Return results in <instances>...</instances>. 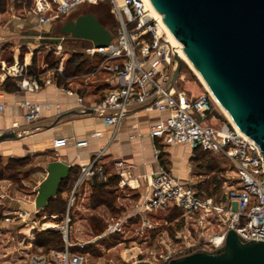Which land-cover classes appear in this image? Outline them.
I'll return each instance as SVG.
<instances>
[{
    "label": "built area",
    "instance_id": "obj_1",
    "mask_svg": "<svg viewBox=\"0 0 264 264\" xmlns=\"http://www.w3.org/2000/svg\"><path fill=\"white\" fill-rule=\"evenodd\" d=\"M26 1V0H24ZM29 11L39 22L51 23L71 9L90 2L108 3L115 17L117 28L113 40L106 46L92 41L83 51L100 57L97 71L108 74L106 92L93 103L81 94L77 102L81 109L99 111L103 122L112 128V136L88 160L79 164L76 178L69 190L65 222L70 221L71 210L78 208L79 193L91 179L106 181L110 175L105 156L109 142L116 136L119 126L134 105L147 111L166 112L151 126L150 135L164 145L184 144L195 149L224 157L235 173L234 182L221 200L205 195L195 183L184 182L166 167L145 175L148 190L132 206L134 214L121 221L110 222L109 231L121 229L125 220L139 216L135 235L144 236L147 245L140 248L132 264H168L172 258L197 250L215 251L226 242L227 233L234 229L243 240L264 241V153L259 145L230 120L216 118L213 94L206 88L194 94L180 83L185 80L179 73L172 81V61L179 53L175 43L163 28L161 19L145 0H30ZM3 0H0V12ZM75 38V37H73ZM64 36L62 37V40ZM81 38H75V40ZM87 40V39H84ZM89 41V40H88ZM55 52H61L60 44ZM64 58V57H63ZM59 70L62 66L58 67ZM6 77L19 79L21 87L36 91L42 84L54 83L55 76L43 78L24 74V65L18 60L5 65ZM96 72H93V75ZM62 90L74 93L64 84ZM24 120L31 122L41 116L42 107L37 101L25 100ZM4 104H0V110ZM97 133H94L96 135ZM67 143L66 138L54 141L56 146ZM89 140L76 142L88 145ZM157 154L161 152L156 149ZM115 173L121 176L119 186L136 189L126 176L129 163L117 159L112 162ZM177 211L183 227L168 233L166 226L172 221L155 218L152 214ZM22 215V213H20ZM9 220V216L5 217ZM113 227V228H111ZM64 245L40 254H28L20 264H86V246L93 241L70 240L68 227H62Z\"/></svg>",
    "mask_w": 264,
    "mask_h": 264
},
{
    "label": "crops",
    "instance_id": "obj_2",
    "mask_svg": "<svg viewBox=\"0 0 264 264\" xmlns=\"http://www.w3.org/2000/svg\"><path fill=\"white\" fill-rule=\"evenodd\" d=\"M30 3L31 1L27 3V0H3L0 12V47L6 43L4 41H8L9 36L10 39H16L20 35L18 38L20 42L32 44L42 42L44 38L40 37L42 32H52L62 19L66 21L68 17L69 12L51 23L41 24L38 18L29 11ZM101 77L99 80L101 82L96 84L98 81H92V84L88 86L78 85L76 82L66 84L56 77L54 83L42 84L39 90L31 91L21 87L18 78L6 77L1 72L0 104H4V109L0 110V132L13 130L17 138L0 141V162L21 160L29 154L34 155L36 170L32 172V175L36 178L35 188H37L47 175V163L54 159L62 160L71 165L70 190L77 176L79 164L91 158L101 146L107 144L112 136V128L103 122L99 111L93 108L81 109L77 102L78 94L93 103L106 92L109 76L104 73ZM10 80L13 82L11 83ZM39 80L43 82V78ZM61 84L72 89L74 93L62 90L59 87ZM25 100L37 101L41 104V116L37 120L31 122L24 120L25 108L22 103ZM88 109L93 111L87 112ZM165 115L166 112L147 111L141 106L134 105L122 121L116 136L107 146L105 156L110 173L107 180L117 178V183L112 185L116 191L132 190V195L134 194L137 200L142 199L148 190V179L145 175L156 172L161 166L166 167L182 181L195 183V165L199 160L195 156L204 150L184 144L164 145L150 135L151 126ZM94 133L97 134L94 135ZM58 138H66L67 143L56 146L54 141ZM84 139L89 140L88 145L78 146L76 144ZM157 148L161 149L158 154ZM117 159L129 163V173L126 179L130 183L133 182L131 183L133 185L139 184L138 188L119 186L121 176L115 173L112 166V162ZM0 181H2L1 178ZM94 181L91 179L80 190L79 209L77 210L84 208L83 203L87 194L93 193ZM2 197H5V194L0 192V199ZM10 200L13 207L22 210L24 219L29 217L33 223H37V220L41 222L36 217L39 210L36 209L33 201H25L18 196L11 197ZM45 222H41L42 225Z\"/></svg>",
    "mask_w": 264,
    "mask_h": 264
},
{
    "label": "rangeland",
    "instance_id": "obj_3",
    "mask_svg": "<svg viewBox=\"0 0 264 264\" xmlns=\"http://www.w3.org/2000/svg\"><path fill=\"white\" fill-rule=\"evenodd\" d=\"M29 2L30 0H27V3ZM92 6L90 2L84 3L81 5L80 11H88L93 8ZM96 10L100 13V20L114 34L117 23L109 4L101 3ZM64 21L62 19L58 24L61 25ZM50 35L53 37L64 36L60 43L61 52H55L56 44L54 43L35 42L32 44L20 42L18 40L20 35L16 39H10L9 36L8 41H4L6 43L0 47V73L5 65H10L17 59L20 64L24 65V74L29 77L35 76L41 79L55 76L66 84L76 82L83 86L92 84V81H98L96 84L101 82L99 80L104 73L97 71L100 57L90 56L83 51L86 46L90 45V41L75 40L71 35L61 33L57 26L53 28ZM33 58H35L34 62ZM180 60V73L185 78L180 85L196 93L205 91L206 86L199 79L196 71L185 59L180 58ZM60 66H62L61 70L58 68ZM93 72H96L95 75H92ZM10 82L13 81L10 80ZM215 106L216 118L229 121L230 119L221 111L218 104L215 103ZM197 155L199 160L196 161L194 177L197 188L205 195L221 200L234 182L233 169L228 161L220 155L208 151H200ZM34 157L29 154L21 160L0 162V178L2 179L0 192L5 194V197L0 199V214L8 215L10 218L9 220L0 219V264H20L28 254H40L61 246L58 236L52 235V240L46 239L45 235L41 233L44 230L42 223L38 220L37 223H33L29 217L24 219V216L20 215L22 210L13 207L10 200L11 197L18 196L25 201L34 202L36 196V192H34L36 178L32 175V172L36 170ZM69 187V182L63 184L59 198L54 201L55 211L44 213L46 216L50 215L51 218L63 217L61 222L48 220L47 222L56 224V228H48L62 230L61 226L68 227L71 241L93 239L85 248L87 251L86 264H132L133 261H136V254L140 248L144 249L147 245L144 236L135 235L141 221L139 216H132L125 220L121 229L114 233L109 231L108 226L110 222L121 221L134 214L132 206L137 198L134 194L132 195V190L116 191L114 187H109L114 192L104 195L105 203L100 204H95L93 194L89 195L90 193H88L83 203L84 208L81 210L72 209L67 225L65 215ZM62 198L66 202V206L59 209L58 204ZM177 215V211L168 213L158 211L156 214H152V217L166 218L172 221L166 226V229L168 233L173 234L175 230L183 227L181 217L175 220L178 218ZM94 217L100 221V226H94Z\"/></svg>",
    "mask_w": 264,
    "mask_h": 264
},
{
    "label": "water",
    "instance_id": "obj_4",
    "mask_svg": "<svg viewBox=\"0 0 264 264\" xmlns=\"http://www.w3.org/2000/svg\"><path fill=\"white\" fill-rule=\"evenodd\" d=\"M151 2L207 86L264 153V0ZM60 32L97 46H106L114 38L112 30L92 12L66 22ZM41 34L42 42H62V37H53L50 31ZM172 65L174 81L181 70L178 55ZM7 138H17L16 132H0V141ZM46 170V177L36 188L34 204L38 210L57 195L71 165L54 159ZM168 264H264V241L243 240L230 229L221 248L197 250L172 258Z\"/></svg>",
    "mask_w": 264,
    "mask_h": 264
},
{
    "label": "trees",
    "instance_id": "obj_5",
    "mask_svg": "<svg viewBox=\"0 0 264 264\" xmlns=\"http://www.w3.org/2000/svg\"><path fill=\"white\" fill-rule=\"evenodd\" d=\"M34 59L35 58H33V62H34ZM5 83H7V81ZM7 87H8V83H7ZM218 107L221 109V107L219 105H218ZM221 111H223V110H221ZM197 157H198V155L196 154L195 158L198 159ZM71 174L72 173L70 172L69 177L67 179H65L61 183L57 195L52 197L49 200V202H48L46 207L40 209L37 212L36 217L41 222H45V221H48V220H54L56 222H61L63 220V217L57 216L56 218H51L50 215L46 216V215H44V213L45 212L46 213H52L53 211H55L56 207L54 205V201L59 198V195H60V192H61L63 184L66 183V182H69V180L71 179ZM94 180L95 181L93 183V193H92L93 194V199H94L93 201H94L95 204L96 203H99V204L100 203H105V200L103 199V196L106 195V194L114 192V190L110 189L109 187H112V185H115L117 183V178L116 177L115 178H110L109 180H106V181H99L96 178H94ZM58 205H59V209L65 208L66 202L63 200V198L60 200V203ZM7 216L8 215L0 214V219L5 218ZM93 219H95L94 220L95 221L94 226L95 227L100 226L99 225V224H101L100 221L96 217H94ZM41 233L44 234L46 239H48V240H52L53 239L52 235L58 236L59 240L61 241V246L59 248L63 247L64 240H63L62 231L60 229L46 228V229L42 230ZM60 237H62V239H60Z\"/></svg>",
    "mask_w": 264,
    "mask_h": 264
},
{
    "label": "bare ground",
    "instance_id": "obj_6",
    "mask_svg": "<svg viewBox=\"0 0 264 264\" xmlns=\"http://www.w3.org/2000/svg\"><path fill=\"white\" fill-rule=\"evenodd\" d=\"M147 2V4L151 7V9L153 10V12H155V14H157V16L161 19L162 22V26L163 28L168 32V34L170 35L171 39L177 43L179 45V53L178 56L180 58L185 59L192 67V69L194 71H196L197 75L199 76V79L203 82V84L206 86V88L208 90L211 91V89L207 86L205 80L202 78V76L198 73V71L195 69V67L192 65V63L190 62V60L188 59V57L186 56L185 52L183 51V47L182 45L176 40V38L173 36V34L170 32V30L168 29V27L166 26V24L163 22V18L162 15L160 13L157 12V10L155 9L154 5L152 4L151 0H145ZM211 93L213 94L216 102L218 103V105L221 107V109L223 110V112L227 115V117L230 119V121L239 129V126L237 125V123L234 121V119L230 116V114L227 112V110L224 108V106L221 104V102L218 100V98L214 95V93L211 91ZM242 131V130H241ZM133 183V182H131ZM43 228H48V227H55L56 228V224L52 223V222H45L42 225Z\"/></svg>",
    "mask_w": 264,
    "mask_h": 264
},
{
    "label": "flooded vegetation",
    "instance_id": "obj_7",
    "mask_svg": "<svg viewBox=\"0 0 264 264\" xmlns=\"http://www.w3.org/2000/svg\"><path fill=\"white\" fill-rule=\"evenodd\" d=\"M92 5H94V6H92ZM98 5H99V4H93V3H91V6H92L93 8H91L90 10L85 11V12H82V10L80 11L81 6H78V7H75V8H73V9H71V10L69 11L68 15H67L68 17L66 18V21H65L64 23H62L61 25L58 24V25H57V28L60 30V28H61L66 22H68V21H70V20H75V19L77 18V16H79L80 14L87 13V12H92V13H94V14L100 19V17H99L100 13H99L98 10H96V8L98 7ZM101 22H102V20H101ZM59 25H60V26H59ZM71 37H72V36H71ZM72 38H73V37H72Z\"/></svg>",
    "mask_w": 264,
    "mask_h": 264
}]
</instances>
